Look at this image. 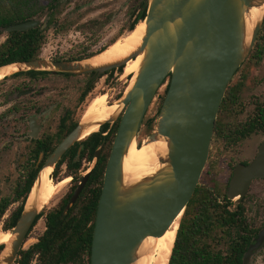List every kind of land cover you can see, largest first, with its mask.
<instances>
[{
	"label": "water",
	"instance_id": "water-1",
	"mask_svg": "<svg viewBox=\"0 0 264 264\" xmlns=\"http://www.w3.org/2000/svg\"><path fill=\"white\" fill-rule=\"evenodd\" d=\"M145 6L142 43L127 57L101 65L84 63L89 57L73 61L38 58L0 66L1 70L18 65L13 73L29 69L101 73L126 67L129 61L143 55L132 87L117 100V112L104 121H83L55 149L46 165L53 166L87 129L113 122L124 112L104 171L90 264H135L147 237L164 235L178 218L180 225L207 165L228 86L252 51L264 23V0H145ZM255 8H262V12L249 32L247 17ZM47 20L32 18L3 30L27 31L44 27ZM165 80H170L168 90L145 142L164 140L167 151L158 155L160 166L156 171L126 181L125 158L132 144L137 143L144 116ZM89 175L90 172L83 178L67 209ZM40 176L33 186L37 190ZM258 178H264V140L252 161L235 166L226 191L228 199L238 202L252 180ZM39 211L37 192L36 200L28 205L27 199L16 225L9 230L15 237L6 255L4 245L0 264L15 262ZM263 241L264 228L246 251L244 264H250L251 254Z\"/></svg>",
	"mask_w": 264,
	"mask_h": 264
},
{
	"label": "flooded vegetation",
	"instance_id": "flooded-vegetation-1",
	"mask_svg": "<svg viewBox=\"0 0 264 264\" xmlns=\"http://www.w3.org/2000/svg\"><path fill=\"white\" fill-rule=\"evenodd\" d=\"M67 1L71 2V0ZM140 5L141 7L138 13H135V11L131 13L134 15V18L142 10L147 8L145 6V1L140 3ZM138 22L135 24L136 26ZM64 23V21H60L59 18L56 17L53 22H50L48 19L44 27L42 25L40 26L43 29L46 28L48 32L49 25H58L61 27ZM263 26L264 23L262 28ZM99 50L92 56L86 51L76 54L62 52L59 54L56 53L46 59L56 61L82 60L99 54L98 52L102 51ZM39 58H44L42 53H40ZM124 68V66L113 67L101 73L96 70L85 73H74L29 69L7 75L0 81V213H2L0 223H4L3 217L6 216L8 219L14 215L22 205L25 196V201H27L31 189L38 181L40 174L46 168L48 162H50V158L55 149L83 122L84 115L94 98L101 93H107L109 96V101L107 100V102L108 105H110L115 103L124 94L128 87V84L121 85V82L124 80L122 78L123 72L125 71ZM128 78L125 79L126 81L124 83L128 82ZM169 81L170 80H165L161 85V87L163 85L166 86L165 91L169 85ZM262 104L264 103L258 105ZM257 106L255 111L257 110ZM160 108L161 106L156 112L155 119ZM254 112L252 114H254ZM123 113L124 112H122L115 121L102 124L86 135H79L57 162L51 166L53 169L49 174V178L56 184L64 180H67V182L60 186L52 200L40 209L37 215L39 218L36 223L34 221L35 224L33 223L31 226L26 240L40 218H45V232L48 228L47 218L50 214L55 215L61 212V215L64 216L80 199L88 182L91 180L92 171L98 166L99 169L102 168L103 159L106 154L107 163ZM252 114L248 115L246 119ZM146 115L147 112L142 121L139 134L147 124ZM151 131L152 129L150 132ZM224 147H233V145H224ZM255 156L237 162L232 167L230 176L226 181L224 193L217 194L218 198L224 203H230L229 207L231 211L236 212L237 222H242V227H244L245 230H241L240 235L247 232L251 233L250 243L247 245L243 255V264L246 251L252 243L256 242L260 231L264 228V221L260 227L254 224V220L258 213L259 202L256 198H251L249 195L252 182L254 180H264V178L252 180L247 193L238 202L228 199L226 191L235 166L240 163L247 164L252 161ZM88 172H90V175L85 185L75 202L67 209L70 200ZM98 185L99 183L97 182L94 186L93 180L91 181V186L88 189L91 195L92 190ZM27 187H29V190L26 192ZM210 188L214 190V187L211 186ZM4 190L5 194H3ZM85 196L86 195L83 194L81 198L85 199ZM239 205H241L243 209H239ZM7 219H5L4 226ZM13 228L4 229L3 227V230L7 232ZM44 232L40 236H42ZM40 236L36 242L40 240ZM235 236L238 235L235 233ZM263 249L264 241L259 247L254 249L250 257V264L254 263L255 256L259 252H262ZM37 257L38 254L33 259L32 264H36ZM17 259L18 257L16 260ZM16 260L13 264H17Z\"/></svg>",
	"mask_w": 264,
	"mask_h": 264
},
{
	"label": "trees",
	"instance_id": "trees-1",
	"mask_svg": "<svg viewBox=\"0 0 264 264\" xmlns=\"http://www.w3.org/2000/svg\"><path fill=\"white\" fill-rule=\"evenodd\" d=\"M63 3L59 0H0V37L6 36L0 43V66L39 58L47 38V29L41 26L27 31L11 32H5L3 28L28 19L42 18L44 15L53 22ZM146 14L147 8L133 19L128 32L133 31L135 24L145 19ZM65 25L66 22L61 27ZM115 41L113 40L108 46ZM107 47L99 51H104ZM93 54L95 53L89 55ZM263 56L264 26L248 58L236 73L247 70L252 63L259 62ZM242 85L241 78L236 81L231 80L216 119L213 137L227 146L239 144L254 132L264 133V104L258 105L254 114L244 121L237 120L230 123L223 120V116L242 112V109H239ZM153 121V119L148 120L149 127L152 126ZM106 157L107 154L104 156L102 168L99 169L98 166L92 171L91 180L82 193V196L86 195L85 199L81 196L64 216L61 212L50 214L47 218V230L40 236L38 242L20 250L17 264H32L37 254L36 264H69L70 262L90 264L97 204L101 194ZM208 174L209 172H203L202 178H207ZM92 180L94 186L97 182L99 185L92 190L91 195L88 189ZM211 186L214 190L210 188ZM28 190L29 187L26 192ZM217 194L221 192L209 181L198 184L181 218L168 264H243V255L250 243L251 233L240 235V231L245 230L242 222H237L236 212L231 211L230 203H224ZM25 200L26 196L14 215L6 220L4 229L15 226L24 208ZM238 208L243 209L241 205ZM234 232L238 236H235ZM4 245L0 243V253Z\"/></svg>",
	"mask_w": 264,
	"mask_h": 264
},
{
	"label": "rangeland",
	"instance_id": "rangeland-1",
	"mask_svg": "<svg viewBox=\"0 0 264 264\" xmlns=\"http://www.w3.org/2000/svg\"><path fill=\"white\" fill-rule=\"evenodd\" d=\"M143 1L145 0H73L69 3L61 2L63 4L58 9L57 17L60 21L66 22V25L63 28L58 25H49L47 39L41 51L44 59L62 52L76 54L86 51L87 53H96L113 40L128 33L129 25L134 19V15L131 13L133 11L138 13L141 7L140 3ZM41 19H46L45 15ZM5 38V35L0 37V43ZM122 78L124 80L121 85H130L128 77L122 75ZM126 78H128V82L124 83ZM238 78H241L243 84L240 92L241 105L239 107L243 110L235 116H223V120L230 123L237 120L244 121L248 115L255 111L258 104L264 103V56L258 63H252L247 70L236 73L233 81ZM165 87L164 85L161 87L149 106L146 123L150 119H155L156 112L162 105L165 96ZM101 94L107 95L109 101L107 93ZM155 120L151 127L147 123L138 135L137 146L139 150L145 146V141L149 137ZM263 140L264 133H254L239 144L233 145V147H224L223 143L213 137L208 162L204 169V172H209V174L205 179L201 177L200 184L209 181L223 194L232 167L237 162L253 158ZM209 166L210 171H208ZM3 194H5V190ZM249 195L259 202L254 224L260 227L264 221V180H254ZM3 219L5 223L6 216ZM44 221V217L39 219L30 232L23 246L24 249L35 243L44 232ZM4 223H0V235L7 233L3 230ZM8 233L10 232L8 231ZM0 243L2 242L0 241ZM253 264H264V249L255 256Z\"/></svg>",
	"mask_w": 264,
	"mask_h": 264
},
{
	"label": "bare ground",
	"instance_id": "bare-ground-1",
	"mask_svg": "<svg viewBox=\"0 0 264 264\" xmlns=\"http://www.w3.org/2000/svg\"><path fill=\"white\" fill-rule=\"evenodd\" d=\"M261 12L262 8H255L248 15L247 23L249 32L253 27L257 15L261 14ZM145 30V22H138V25L133 31L120 37L104 51L99 52V54L86 59L84 63L101 65L127 57L132 51L141 45ZM142 58L143 55H140L135 60L129 61L124 68L125 71L123 77H129L130 79V85H128L126 92L132 87L135 81ZM18 68V65L15 64L2 68L0 70V80L4 79L7 75H11L14 71L18 70ZM118 102L119 101H116L115 103L108 105L107 95L102 94L97 96L89 105L83 121H104L109 119V117L114 115L119 109ZM95 129H97V126L87 129L84 134L86 135ZM166 151L167 143L164 140L155 141L149 144L146 142L141 150H139L137 143L134 142L125 158V180L130 182L156 171L160 166L158 155L165 153ZM52 169L51 166H48L43 170L39 180L40 187L38 190L37 186L33 188L28 198V205L36 200L38 192L39 208L42 209L51 201L58 188L67 182V180H64L59 184L54 183L49 178ZM178 228L179 218L164 235L160 237H147L141 245L140 256L135 264H168ZM11 236L13 237L12 239ZM14 237L15 236L12 235L11 232L0 235V241L5 243L3 255H6L10 251L11 242Z\"/></svg>",
	"mask_w": 264,
	"mask_h": 264
}]
</instances>
